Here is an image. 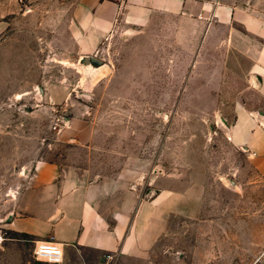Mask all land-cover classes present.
I'll use <instances>...</instances> for the list:
<instances>
[{
    "label": "crops",
    "instance_id": "crops-1",
    "mask_svg": "<svg viewBox=\"0 0 264 264\" xmlns=\"http://www.w3.org/2000/svg\"><path fill=\"white\" fill-rule=\"evenodd\" d=\"M28 2L23 19L38 14L45 27L28 33L45 46L2 52L0 85L41 89L9 98L10 126L0 108V228L57 240L60 264H88L82 249L97 253L91 263L111 254L121 264H153L167 247L160 232L203 208L207 160L191 152L212 148L213 133L247 155L264 141V111L249 99L264 98V0ZM74 88L92 103L45 124ZM29 97L43 101L28 106ZM126 98L237 99L214 115L215 128L200 122L187 132L179 148L188 155L176 161L159 157L175 151L174 113H155L144 142L141 116L125 110ZM176 163L188 167L180 188Z\"/></svg>",
    "mask_w": 264,
    "mask_h": 264
},
{
    "label": "rangeland",
    "instance_id": "rangeland-1",
    "mask_svg": "<svg viewBox=\"0 0 264 264\" xmlns=\"http://www.w3.org/2000/svg\"><path fill=\"white\" fill-rule=\"evenodd\" d=\"M24 2L29 3L28 0H0V54L8 47L45 46V40L28 33L32 30L34 35L41 34L45 27L39 23L38 14L33 21L23 19ZM22 89L40 93L41 88L0 85V100L8 98V101H2L0 107L6 106L9 111L10 121L6 126L12 124L16 112L7 102L9 98H16L15 94ZM50 90L54 91L56 88ZM73 92V97L63 98L55 103L51 112L47 113L45 124H49L54 116H60V121L69 119L73 106L83 105L82 108L85 109L88 101L92 103V99L86 98L81 88H74ZM29 98L31 101L28 106L43 101V98ZM236 99L126 98L125 110L141 116L137 120L143 128L144 142L149 140L151 129L158 121L155 113H174L171 125L174 135L171 139L175 151H169V155L165 150L161 151L159 157L172 158L174 154L177 161L188 155V152L179 148L183 139L188 138L187 132L199 126L200 122H205L203 125L209 129L215 128L214 115L231 111ZM249 99L250 107L264 111V98ZM204 116L205 119H200ZM130 122L128 119V123ZM213 134V139L208 143L213 145L212 148L191 152L194 157L207 160L202 167L207 174L200 199L203 208L197 214L193 209L190 215L183 214L182 221L179 222L176 218L165 233L160 232V241L165 239L167 247L164 254L163 247L159 248L160 253L153 264H264V141L256 143L258 149L250 150L247 155L240 150L226 149L222 135ZM174 170L179 176L175 181L176 187L180 188L183 185L182 178L187 176L188 167L176 163ZM188 209L190 208L186 207L182 210ZM0 233L3 236L0 242V264H54L33 256V242L30 238L34 237L3 228H0ZM96 254L94 250L82 249V256L89 261L88 264H101L90 262L96 260ZM104 258V264H121L119 261L114 262L115 259L107 257V254ZM66 264L84 263L80 259L78 262L70 259Z\"/></svg>",
    "mask_w": 264,
    "mask_h": 264
},
{
    "label": "built area",
    "instance_id": "built-area-1",
    "mask_svg": "<svg viewBox=\"0 0 264 264\" xmlns=\"http://www.w3.org/2000/svg\"><path fill=\"white\" fill-rule=\"evenodd\" d=\"M3 239L0 233V242ZM33 242L32 253L36 259H41L54 264H60L64 260V251L60 242L52 238H30ZM111 254H107V257Z\"/></svg>",
    "mask_w": 264,
    "mask_h": 264
}]
</instances>
